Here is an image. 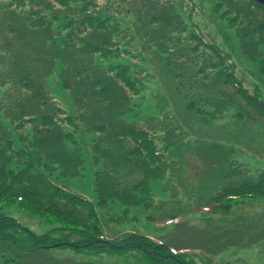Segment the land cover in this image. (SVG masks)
I'll return each mask as SVG.
<instances>
[{"label": "trees", "instance_id": "obj_1", "mask_svg": "<svg viewBox=\"0 0 264 264\" xmlns=\"http://www.w3.org/2000/svg\"><path fill=\"white\" fill-rule=\"evenodd\" d=\"M129 1L0 0V201H17L22 210L60 226L36 235L23 231L14 218L1 216L0 240L11 245L12 254L26 253L25 243L19 237L23 232L31 237L35 247L32 253H47L50 245H56L55 248L75 245L76 252H90L86 254L118 257L127 252H144L147 261L158 264H195L186 252L175 251L169 244L157 243L147 236L127 233L108 239L93 234L89 226L90 219L96 217L93 203L55 181L60 176L82 174L83 155L87 152L96 165L112 162L113 156L124 161L125 154V162H150L156 168L154 178L162 180L169 171L170 157L173 159L183 137L175 127L174 130L171 127L170 138L166 136L160 141L158 132L149 124L137 126L135 122L121 120L117 125L116 120L127 113V108L113 111L96 125L86 120L88 113L107 107L113 99L121 100L122 107L124 101H132L143 92L142 79L147 78V73L141 71L139 54L131 46L139 21L127 25L128 9L121 8ZM227 1L236 5L233 26L241 47L245 48L248 59L259 60V73L264 76V6L250 0ZM140 2L142 6L156 4L162 8L154 0ZM188 9L180 14L187 21L182 31L189 30L194 41L186 53L177 52L183 49L179 45L182 38H175L180 21L160 24L154 14L149 20L152 30L145 31V38L164 57L177 94L184 99L188 110L213 118L232 107L239 117L252 121L264 119V100L259 99L260 94H255V90L250 93L234 77L230 59L198 36V29L188 22H192L199 9L190 1ZM157 31L164 36L159 38ZM58 63L60 82L76 104L74 113L59 106L47 85ZM229 94L230 100H235L226 103ZM94 98L96 102L90 107L88 101ZM75 113L79 116L72 115ZM158 118L157 121L169 119L168 112ZM113 127L118 131L111 133ZM93 134L96 137L88 140ZM116 145L124 147L115 151L118 155L112 153ZM53 150H57L56 159L49 153ZM14 162L28 164H15L13 168ZM69 163L73 175H68ZM238 173V168L230 173L231 184H236L233 180ZM111 186L115 190L117 183L111 180ZM99 189L97 185L95 193L100 194ZM133 191L144 194L138 187ZM150 191L148 182L147 192ZM256 196L263 200L264 206V171L254 182L246 179L239 185L225 184L211 199L216 206L223 207L230 200ZM15 258L26 264L18 256ZM206 262L212 264L210 260Z\"/></svg>", "mask_w": 264, "mask_h": 264}, {"label": "rangeland", "instance_id": "obj_2", "mask_svg": "<svg viewBox=\"0 0 264 264\" xmlns=\"http://www.w3.org/2000/svg\"><path fill=\"white\" fill-rule=\"evenodd\" d=\"M154 1L162 8L156 7V4L142 6L140 0H130L124 7V3L121 5V8L128 9L127 25L133 26L136 20L139 21L137 30L134 29L136 32L131 46L139 54L141 71L147 73V78L142 79L143 92L132 101H124L125 106L122 107L121 100L113 99L107 103V107H100L93 114L88 113L86 120L89 119L90 124L96 125L102 118H109L113 111H124L127 108V113L116 120L117 125L122 123L121 120L135 122L137 126L149 124L154 128L153 131L158 132L160 141H164L166 136L170 138L171 127L173 130L174 127L179 128L184 138L179 139L173 159L170 157L167 175L162 180L154 178L153 169L156 168L150 162H125L126 154L122 157L124 161H118L113 156L112 162H98L96 165L91 162L87 152L83 155L85 162L82 174L74 176L71 172L73 166L69 163L67 172L73 176H60L55 181L93 203L96 217L89 221L93 234H100L108 239H116L127 233L147 236L157 243L169 244L175 251H190L189 254L196 255L190 256L195 258V264H207L204 259L207 255H210L212 264H264L263 200H257V196L254 201L250 199L252 196L243 201L230 200V206L227 204L217 209L213 207L214 200L211 199L225 184L239 185L246 179L256 181L257 178L250 176L249 171L255 175L264 168V119L252 121L239 117L232 107L213 118L188 110L184 99L177 94L172 73L167 69L164 57L145 38L146 29L152 30L149 20L154 14L155 21L160 24L180 21L175 38H182L179 45L183 49L177 52L186 53V48L193 46L194 41L189 30L182 31L187 21L180 14L189 11L190 1L199 9L196 12L198 14L192 18V25L198 28L197 34L203 37L207 45L211 43L218 47L230 59L235 76L250 89L252 87L255 94H260V100H264V76L259 73V60L248 59L245 48L242 49L239 42L236 27L233 26L236 5L227 0ZM167 3L170 6L165 7ZM177 14L181 17H177ZM157 34L159 38L164 36L158 31ZM60 72L61 64L58 63L48 77L47 85L66 112L74 113L76 104L72 96L63 89ZM212 87L218 89V86ZM229 97L230 94L226 103L234 102L235 98L230 100ZM95 102L94 98L88 101V105L91 107ZM163 112H168L169 119L157 121ZM72 115L79 116L78 113ZM114 131L118 130L113 127L111 133ZM94 137L95 134L88 140ZM122 141L125 143V140ZM119 149L123 150L124 147L116 145L112 153L118 155L115 151ZM49 153L57 158V150ZM233 160L244 164L238 167L240 173L233 180L236 184H231L229 178L237 165ZM15 164L26 165L28 162H14L13 168ZM244 166L249 171H244ZM142 170L149 172V175L145 176ZM58 173L59 171L55 172L57 176ZM111 180L117 183L115 190H112ZM148 182L153 191L147 192ZM97 185L100 186V194L95 193ZM137 187L143 195L134 193L133 190ZM225 212L227 213L224 214ZM1 216L14 218L23 231L36 235H43L60 227L55 221H48L22 210L17 201H0ZM19 237L25 243L26 253L12 254L11 245L0 240V264H20L15 258L17 256L26 264H158L147 261V254L144 252H127L118 257L112 254H86L90 252H76L74 249H78V246L75 245L61 248L55 246L48 249L47 253H32L35 247L31 237L23 232Z\"/></svg>", "mask_w": 264, "mask_h": 264}]
</instances>
